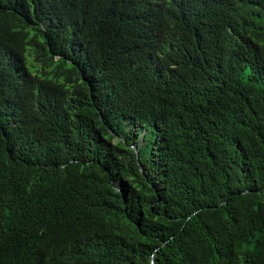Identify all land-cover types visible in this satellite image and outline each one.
I'll list each match as a JSON object with an SVG mask.
<instances>
[{"label": "trees", "instance_id": "16d2710c", "mask_svg": "<svg viewBox=\"0 0 264 264\" xmlns=\"http://www.w3.org/2000/svg\"><path fill=\"white\" fill-rule=\"evenodd\" d=\"M0 264H264V0H0Z\"/></svg>", "mask_w": 264, "mask_h": 264}, {"label": "water", "instance_id": "95a60500", "mask_svg": "<svg viewBox=\"0 0 264 264\" xmlns=\"http://www.w3.org/2000/svg\"><path fill=\"white\" fill-rule=\"evenodd\" d=\"M117 189H119V185H116L115 186ZM151 263H153V255L151 256V261H150Z\"/></svg>", "mask_w": 264, "mask_h": 264}]
</instances>
